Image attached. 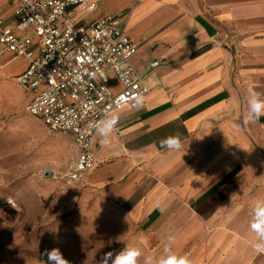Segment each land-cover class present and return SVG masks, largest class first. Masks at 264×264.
<instances>
[{
  "label": "crops",
  "instance_id": "0c3cea01",
  "mask_svg": "<svg viewBox=\"0 0 264 264\" xmlns=\"http://www.w3.org/2000/svg\"><path fill=\"white\" fill-rule=\"evenodd\" d=\"M88 1L95 8L78 11V23L120 14L149 92L95 130L96 165L73 183L82 201L140 226L156 264L170 250L192 264H264V232L253 228L264 207V115L249 110L264 100V0ZM0 16L37 40L33 30L18 29L12 0L0 3ZM4 53L22 66L9 75L0 61V88L31 97L18 81L28 59ZM113 118L118 122L106 132ZM173 136L180 151L165 143ZM7 209L0 203V264H41L9 252Z\"/></svg>",
  "mask_w": 264,
  "mask_h": 264
},
{
  "label": "built area",
  "instance_id": "2783aa9c",
  "mask_svg": "<svg viewBox=\"0 0 264 264\" xmlns=\"http://www.w3.org/2000/svg\"><path fill=\"white\" fill-rule=\"evenodd\" d=\"M12 1L18 29L33 30L37 40L5 26L0 16V56L7 51L28 59L18 77L31 93L26 110L49 130L73 135L75 157L62 178L71 185L96 165L92 136L103 120L136 106L149 92L132 63L136 47L120 14L79 24L78 11L95 8L88 0ZM111 74L121 83L120 91L112 88ZM5 203L11 205L12 200Z\"/></svg>",
  "mask_w": 264,
  "mask_h": 264
},
{
  "label": "rangeland",
  "instance_id": "374dc122",
  "mask_svg": "<svg viewBox=\"0 0 264 264\" xmlns=\"http://www.w3.org/2000/svg\"><path fill=\"white\" fill-rule=\"evenodd\" d=\"M9 59L0 56L4 72L12 75L22 63ZM29 97L17 88H0V203L8 207L2 227L9 252L21 261H48V253L58 249L74 264H112L106 253L137 249L138 264H156L153 242L140 226L94 211L73 184L63 181L75 156L74 141L31 115Z\"/></svg>",
  "mask_w": 264,
  "mask_h": 264
},
{
  "label": "clouds",
  "instance_id": "9594fccd",
  "mask_svg": "<svg viewBox=\"0 0 264 264\" xmlns=\"http://www.w3.org/2000/svg\"><path fill=\"white\" fill-rule=\"evenodd\" d=\"M249 110L253 117H258L264 115V100L257 99L255 103L249 105ZM118 120L113 118L108 120L104 124V128L107 131H111L117 124ZM167 147L172 151H180L183 147L182 141L179 136L169 137L165 140ZM256 214L258 219L253 224V228L261 230L264 232V207H258L256 209ZM171 240V238H170ZM49 255L48 261H41V264H69L65 260L58 249L52 250ZM58 256L59 259H54L53 257ZM141 255L140 251L137 249H128L122 253H117L114 256L112 253H106V258H111L112 264H138V258ZM102 264V262H101ZM157 264H192L191 260L187 256L179 255L174 251L170 250L169 254L162 256Z\"/></svg>",
  "mask_w": 264,
  "mask_h": 264
}]
</instances>
